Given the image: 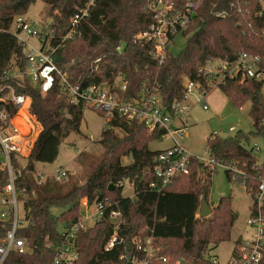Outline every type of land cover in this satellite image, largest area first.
Returning a JSON list of instances; mask_svg holds the SVG:
<instances>
[{
  "label": "trees",
  "instance_id": "16d2710c",
  "mask_svg": "<svg viewBox=\"0 0 264 264\" xmlns=\"http://www.w3.org/2000/svg\"><path fill=\"white\" fill-rule=\"evenodd\" d=\"M36 1L0 0V99L10 90L28 96L30 114L39 127L24 164H18L13 157L14 167L19 170L15 185L26 195L24 209L31 222L17 235L25 238L30 250L25 254L11 253L4 264H51L52 246L63 241L58 226L78 220L82 200L117 204L127 228L118 231L123 243L109 251L105 246L115 228L107 216L79 232L73 264H128L134 250L131 240L136 235L153 236L156 259L166 257L167 264L177 259L184 264H208L209 247L230 240L236 221L230 198H221L209 217L198 218L201 199L204 195L207 201L215 169L209 170L196 160L191 161L188 175L176 178L160 193L150 191L148 185L154 176L149 169L159 151L150 150L149 144L160 140L161 133L149 134L137 122L114 115L104 123L98 141L103 149L101 159L83 184L68 186L53 178L39 184L33 176L36 164L54 163L64 140L79 133L86 109L83 103L71 104L58 84L42 94L25 76H20L25 67L24 47L9 30L13 19L25 16ZM40 1L44 4L42 12L51 21L47 31L42 28L41 32L53 36L49 44L55 48L54 63L80 88L111 86L121 77L126 83L123 99L138 98L154 90L169 105L181 99L184 76L194 75L209 58L233 61L248 53L264 61V18L255 15L261 9L260 0H238L241 14L232 6L234 0H173L175 9L189 18L182 32L186 41L176 56L167 47L163 59L157 57L159 50L154 43L137 39L154 22L148 8L151 0ZM84 9L87 14L78 22L75 35L62 41L71 20ZM119 46L121 51L117 50ZM198 80L209 89L203 79ZM218 88L233 108L240 110L249 104L252 130L224 139L210 135L206 140L207 157L224 167L228 181H238L244 187L254 205L258 184L264 179V149L263 161L258 163L253 150L245 144L254 138L264 141L262 84L225 80ZM4 106L0 101V109ZM6 110L10 118L13 109L9 105ZM124 158L130 162L122 164ZM125 182L132 187V199L123 196ZM6 183L7 174L0 172V189ZM110 185L113 190H109ZM53 208L61 210L57 217L51 213ZM8 225L0 221V238ZM152 264L161 263L156 260Z\"/></svg>",
  "mask_w": 264,
  "mask_h": 264
},
{
  "label": "built area",
  "instance_id": "2783aa9c",
  "mask_svg": "<svg viewBox=\"0 0 264 264\" xmlns=\"http://www.w3.org/2000/svg\"><path fill=\"white\" fill-rule=\"evenodd\" d=\"M189 4L191 8L193 5ZM260 5L261 9L255 15L257 18H264V0H260ZM232 6L238 14L242 13L238 0H234ZM161 7H164L163 11L160 10ZM165 7L170 9V15L167 14ZM152 12L154 14L153 24L137 39L154 43L159 50L157 57L163 59L169 44L171 45L175 38L182 35L187 28L189 18L175 9L173 0L170 2L155 0ZM86 14V9H84L71 20L70 30L62 41L75 35L78 22ZM165 18L168 19V23L165 22ZM9 32L24 47L25 67L23 75L20 76H25L28 82L39 88L42 94H46L53 85L58 84L71 104L83 103L86 109L102 113L104 123L117 115L128 122H137L144 126L149 134L161 133L160 139L171 140L172 145L158 152L154 158L153 167L149 169L154 176V180L148 185V189L152 192L160 193L176 178L188 175L192 160L198 161L209 170H214L218 166L222 167L208 157L200 159L191 155L178 142L189 126L185 117L190 110L192 96L197 95L198 101L203 103L202 106L205 109L204 101L207 92L210 91V86L218 88L225 80H234L237 83H243L245 80L260 82L264 94V61L258 56L242 53L233 61L209 58L206 63L196 68L194 75L184 76L181 99L174 100L169 105H165L154 90L151 93L143 92L138 98L125 100L122 94L126 90V83L121 77L116 78L111 86L93 85L80 88L73 85L68 75L59 70L54 63L55 48L49 44L53 36L42 34L41 30L30 23L25 16L15 17ZM261 32L264 36V25ZM30 40H35L38 45L31 44ZM117 50L121 51V46ZM200 78L203 79L208 90L202 86L198 80ZM0 101L6 106L0 109V172L7 174V183L0 189V221L9 224L4 236L0 238V264H4L11 253L25 254L30 250L25 238L17 235L20 229L29 226L31 222L27 220L24 209L26 195L15 185L19 170L14 167L13 157L18 164H24L39 133V127L30 114L31 103L28 96L19 95L10 90L7 96L2 97ZM9 105L13 109V115L10 118L6 115ZM229 131H234V127L230 126ZM32 174L40 184L47 178L63 181L66 179L67 172L60 168L54 173L35 170ZM127 197L131 199L134 197L133 190L132 195ZM19 203L23 206L22 218L19 217ZM263 205L264 179L258 184L254 205L251 204L250 214L246 220L247 236L237 239L227 262L220 263L215 256H209L208 264H264ZM105 216L110 219L115 228L105 250L109 251L114 246L123 243V238L118 231L121 227L126 229L127 223L119 206L108 200L99 203H88L84 200L80 205L78 220L72 224L58 226L63 241L60 245L52 246L54 258L51 264H73L77 259L75 241L78 233L86 231ZM131 242L134 250L128 257L129 260L127 259L128 264H152L156 260L161 264L169 262L166 257L156 259L157 249L153 236L136 235ZM173 264L184 263L177 259Z\"/></svg>",
  "mask_w": 264,
  "mask_h": 264
},
{
  "label": "rangeland",
  "instance_id": "374dc122",
  "mask_svg": "<svg viewBox=\"0 0 264 264\" xmlns=\"http://www.w3.org/2000/svg\"><path fill=\"white\" fill-rule=\"evenodd\" d=\"M168 1L170 2V0ZM154 4L155 0H151L148 5L151 11ZM43 9L44 4L40 0H37L30 6L25 17L39 30L43 28L46 32L51 21L45 17L44 12H42ZM160 10L163 11L164 7H161ZM165 10L170 15V9L165 7ZM164 20L168 23V19L165 18ZM185 41V37L178 35L173 43L171 45L169 44V52L173 56L178 55L183 50ZM30 43L35 46L38 45L35 40H30ZM198 99L197 95L191 97V107L186 115V121L189 126L183 133L182 138L178 140L191 155L200 159L207 157L206 140L210 135H216L224 139L235 136L237 132L247 134L252 130V122L248 115L249 104L237 110L229 104L220 89L213 88V86H210V91L206 94L204 101L206 104L205 109L202 106L203 103H200ZM231 114L238 116V123L234 125L221 124V121ZM103 124L104 120L101 116L89 108L85 109L83 111V120L79 133L71 134L64 140L54 163L36 164L35 170L37 172L54 173L62 168L67 172L66 179L62 181L63 183H67L68 186L73 183L83 184L103 154V149L98 144ZM230 126L234 127V131H229ZM171 145V140L165 138L151 142L149 149L152 151H161ZM245 147L253 150L258 163L263 161L262 151L264 149V141L262 139L254 138L248 144H245ZM128 162H130L129 158L122 160V164H127ZM131 195L132 188L125 182L123 196L127 197ZM224 197L230 198L231 208L236 215L235 224L231 229L230 240L218 246H210L206 253L207 258L209 256H215L220 263H225L229 260L231 250L238 236L240 235L243 238L247 236L248 228L246 226V220L249 216L251 200L244 187L238 181H228L224 173V168L218 166L212 174L211 187L206 201L211 213L220 199ZM18 209L19 217L22 218L24 213L21 203H19ZM51 213L57 217L61 213V210L53 208L51 209Z\"/></svg>",
  "mask_w": 264,
  "mask_h": 264
},
{
  "label": "water",
  "instance_id": "95a60500",
  "mask_svg": "<svg viewBox=\"0 0 264 264\" xmlns=\"http://www.w3.org/2000/svg\"><path fill=\"white\" fill-rule=\"evenodd\" d=\"M238 123V116L236 115H229L226 118H224L221 121V124H237ZM114 186L110 185L109 186V190H113ZM211 214V210L206 202L205 196L203 195L202 199H201V205H200V209H199V218H207L209 217ZM129 260V259H128Z\"/></svg>",
  "mask_w": 264,
  "mask_h": 264
},
{
  "label": "crops",
  "instance_id": "0c3cea01",
  "mask_svg": "<svg viewBox=\"0 0 264 264\" xmlns=\"http://www.w3.org/2000/svg\"><path fill=\"white\" fill-rule=\"evenodd\" d=\"M185 119H186V117H185ZM250 208H251V206H250ZM250 208H249V214H250ZM199 209H200V208H199ZM198 214H199V211H198ZM198 216H199V215H198ZM240 237H241V236L239 235L238 238H240ZM238 238H237V239H238ZM237 239L235 240V242L237 241ZM235 242H234V244H235Z\"/></svg>",
  "mask_w": 264,
  "mask_h": 264
}]
</instances>
